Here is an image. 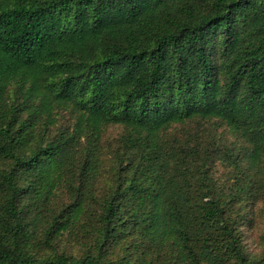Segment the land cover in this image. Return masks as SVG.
Listing matches in <instances>:
<instances>
[{"label":"trees","instance_id":"1","mask_svg":"<svg viewBox=\"0 0 264 264\" xmlns=\"http://www.w3.org/2000/svg\"><path fill=\"white\" fill-rule=\"evenodd\" d=\"M261 216L264 0H0V264H264Z\"/></svg>","mask_w":264,"mask_h":264},{"label":"rangeland","instance_id":"2","mask_svg":"<svg viewBox=\"0 0 264 264\" xmlns=\"http://www.w3.org/2000/svg\"><path fill=\"white\" fill-rule=\"evenodd\" d=\"M193 123L185 125L186 128L191 127ZM194 126V125H193ZM192 128V127H191ZM176 129V128H174ZM119 130L116 127H112L108 134L112 137H116L118 135ZM244 229V245L247 250L253 251L259 249L258 239L264 233V216H261L260 222L256 225L254 230H248L246 227Z\"/></svg>","mask_w":264,"mask_h":264}]
</instances>
